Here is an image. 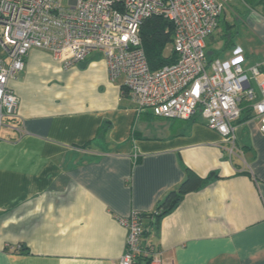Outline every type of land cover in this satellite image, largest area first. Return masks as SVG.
Returning a JSON list of instances; mask_svg holds the SVG:
<instances>
[{
	"label": "crops",
	"instance_id": "1",
	"mask_svg": "<svg viewBox=\"0 0 264 264\" xmlns=\"http://www.w3.org/2000/svg\"><path fill=\"white\" fill-rule=\"evenodd\" d=\"M236 48L247 66L264 61V0H230L206 39L213 60ZM84 65L65 69L33 50L10 82L19 109L0 134V264H115L126 249L121 219L153 213L189 171L217 178L185 195L144 244L168 264H264L261 119L252 111L236 122L230 154L200 115L138 112L101 54Z\"/></svg>",
	"mask_w": 264,
	"mask_h": 264
},
{
	"label": "built area",
	"instance_id": "2",
	"mask_svg": "<svg viewBox=\"0 0 264 264\" xmlns=\"http://www.w3.org/2000/svg\"><path fill=\"white\" fill-rule=\"evenodd\" d=\"M62 1L0 0V134L18 118L19 98L10 82L25 70L33 50L50 53L65 69L101 54L111 79L124 77L138 112L175 120L200 115L230 145V154L242 104L261 119L264 132V61L247 66L241 48L229 60L207 56L206 39L217 31L230 0H69L67 6ZM152 16L175 27L177 60L159 70L151 69L141 38ZM121 223L126 249L115 264H139L146 254L142 213L133 211ZM150 264H168L161 249Z\"/></svg>",
	"mask_w": 264,
	"mask_h": 264
},
{
	"label": "trees",
	"instance_id": "3",
	"mask_svg": "<svg viewBox=\"0 0 264 264\" xmlns=\"http://www.w3.org/2000/svg\"><path fill=\"white\" fill-rule=\"evenodd\" d=\"M174 34V25L163 16H152L144 22L141 28V38L152 70H159L177 60V55L173 47ZM169 46L172 48L171 53H167V48ZM207 56L209 61L213 60L208 53ZM251 112L252 110L246 103L242 104V116L238 122L244 118V114L245 119L249 118V113ZM198 119L199 116L196 115L189 120L196 121ZM215 177L217 178V175L211 174L207 178H200L189 171L179 189L169 193L153 213H142L144 220L149 218L154 219V221H152V225L149 224L148 226L144 223L145 231L143 235V250L146 254L139 257V264H150L153 259V254L160 249L155 244L148 245L144 243L145 238L148 239L151 237L154 228L158 229V224L161 218L175 210L184 199L185 195L202 189L213 181ZM24 251L26 250H22V252Z\"/></svg>",
	"mask_w": 264,
	"mask_h": 264
},
{
	"label": "rangeland",
	"instance_id": "4",
	"mask_svg": "<svg viewBox=\"0 0 264 264\" xmlns=\"http://www.w3.org/2000/svg\"><path fill=\"white\" fill-rule=\"evenodd\" d=\"M62 2H63V5H64V6H67L69 0H63ZM171 50H172V48H171V46H169V47L167 48V53H171Z\"/></svg>",
	"mask_w": 264,
	"mask_h": 264
},
{
	"label": "water",
	"instance_id": "5",
	"mask_svg": "<svg viewBox=\"0 0 264 264\" xmlns=\"http://www.w3.org/2000/svg\"><path fill=\"white\" fill-rule=\"evenodd\" d=\"M97 58H98V57H97ZM84 64H85V63L82 64L83 67L85 66Z\"/></svg>",
	"mask_w": 264,
	"mask_h": 264
}]
</instances>
